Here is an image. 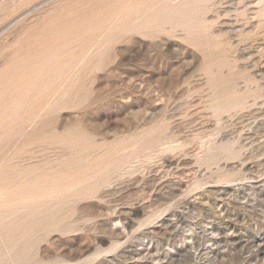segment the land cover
<instances>
[{"label": "rangeland", "instance_id": "obj_1", "mask_svg": "<svg viewBox=\"0 0 264 264\" xmlns=\"http://www.w3.org/2000/svg\"><path fill=\"white\" fill-rule=\"evenodd\" d=\"M0 264H264V0H0Z\"/></svg>", "mask_w": 264, "mask_h": 264}]
</instances>
